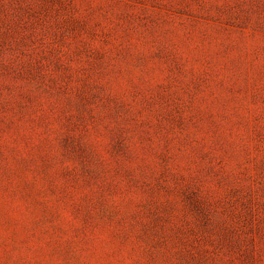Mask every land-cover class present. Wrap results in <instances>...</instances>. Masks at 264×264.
<instances>
[{
    "label": "rangeland",
    "instance_id": "1",
    "mask_svg": "<svg viewBox=\"0 0 264 264\" xmlns=\"http://www.w3.org/2000/svg\"><path fill=\"white\" fill-rule=\"evenodd\" d=\"M0 264H264V0H0Z\"/></svg>",
    "mask_w": 264,
    "mask_h": 264
}]
</instances>
